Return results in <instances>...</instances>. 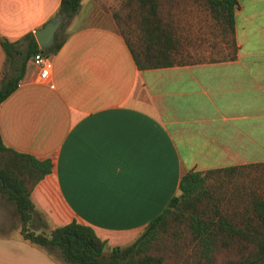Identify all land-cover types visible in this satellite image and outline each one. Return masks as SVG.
I'll use <instances>...</instances> for the list:
<instances>
[{
    "label": "crops",
    "instance_id": "1",
    "mask_svg": "<svg viewBox=\"0 0 264 264\" xmlns=\"http://www.w3.org/2000/svg\"><path fill=\"white\" fill-rule=\"evenodd\" d=\"M237 1L234 56L139 69L113 11L82 0L40 80L39 45L27 56L25 36L57 14L60 0H0V87L19 78L0 103V135L52 164L30 193L40 232L75 220L109 246L129 245L195 171L207 172L209 206L216 201L241 237L264 235V0ZM0 264L68 263L20 229H0Z\"/></svg>",
    "mask_w": 264,
    "mask_h": 264
},
{
    "label": "trees",
    "instance_id": "2",
    "mask_svg": "<svg viewBox=\"0 0 264 264\" xmlns=\"http://www.w3.org/2000/svg\"><path fill=\"white\" fill-rule=\"evenodd\" d=\"M161 2L162 0H129L127 5L136 4L139 14L138 33L135 35L121 30L118 13L113 11L139 69L186 63L180 57L181 45L173 26L165 22L161 15ZM81 3L82 0H60L57 14L64 13L65 19L55 34L54 45L49 49H40V52L48 54L61 47L63 39L59 37V33L78 13ZM206 5L221 34L229 36L227 42L232 50L219 55L234 56V12L238 1L206 0ZM25 38L30 43L29 56L39 48L33 33L27 34ZM1 45L10 55L12 44L1 39ZM18 79H3L0 103L16 88ZM51 167L49 159L39 160L7 147L0 135V196L13 205L20 219L22 237L45 248L65 263L165 264L164 253L156 254L152 250L162 248L163 251L179 255L183 246L191 250L188 255L193 258L191 264H209L214 259L215 251L235 245L239 248L246 241L254 243L256 248L225 264H264V235L257 238L241 237L238 224L225 220L223 210L216 201L209 206L207 172H186L180 180L179 193L170 199L167 207L129 245L109 246L106 240L97 236L92 227L75 220L57 226L48 233L35 232L28 228V224L37 222L45 226V221L35 210L30 193L34 185L51 171Z\"/></svg>",
    "mask_w": 264,
    "mask_h": 264
},
{
    "label": "rangeland",
    "instance_id": "3",
    "mask_svg": "<svg viewBox=\"0 0 264 264\" xmlns=\"http://www.w3.org/2000/svg\"><path fill=\"white\" fill-rule=\"evenodd\" d=\"M128 2L129 0H103L105 5L118 13L121 30L126 34L135 35L138 33L139 14L136 4L132 3L128 6ZM160 12L165 22L171 24L175 30L176 37L181 45V58L190 60L205 58L219 55V53H229L232 50L231 45L227 42L229 36H223L219 27L215 25L214 19L207 8L206 0H162ZM223 44H226V46ZM198 53H201V55ZM0 213L3 216L0 217L1 230L9 232L20 229V219L13 205L1 196ZM28 228L40 232L43 226L36 222L35 224L29 223ZM152 251L156 254L164 253L165 264H191L193 262V258L188 256L191 253L188 247L182 246L179 255L172 253V251H163L162 248L159 250L153 249ZM244 255H246L244 250L236 245L222 248L215 253L213 261L209 264H225L229 260H235Z\"/></svg>",
    "mask_w": 264,
    "mask_h": 264
},
{
    "label": "water",
    "instance_id": "4",
    "mask_svg": "<svg viewBox=\"0 0 264 264\" xmlns=\"http://www.w3.org/2000/svg\"><path fill=\"white\" fill-rule=\"evenodd\" d=\"M65 19L64 13H58L50 18L41 28L34 31L35 39L40 49H49L55 43V34Z\"/></svg>",
    "mask_w": 264,
    "mask_h": 264
},
{
    "label": "built area",
    "instance_id": "5",
    "mask_svg": "<svg viewBox=\"0 0 264 264\" xmlns=\"http://www.w3.org/2000/svg\"><path fill=\"white\" fill-rule=\"evenodd\" d=\"M34 63L38 66V77L40 80H47L50 76V71L52 67L51 61L48 59L47 55L43 52H36L33 56Z\"/></svg>",
    "mask_w": 264,
    "mask_h": 264
}]
</instances>
